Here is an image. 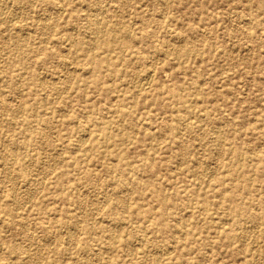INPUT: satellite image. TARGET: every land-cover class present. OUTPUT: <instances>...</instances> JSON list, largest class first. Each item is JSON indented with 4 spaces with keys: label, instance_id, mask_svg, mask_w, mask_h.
<instances>
[{
    "label": "rangeland",
    "instance_id": "rangeland-1",
    "mask_svg": "<svg viewBox=\"0 0 264 264\" xmlns=\"http://www.w3.org/2000/svg\"><path fill=\"white\" fill-rule=\"evenodd\" d=\"M0 264H264V0H0Z\"/></svg>",
    "mask_w": 264,
    "mask_h": 264
},
{
    "label": "bare ground",
    "instance_id": "bare-ground-1",
    "mask_svg": "<svg viewBox=\"0 0 264 264\" xmlns=\"http://www.w3.org/2000/svg\"><path fill=\"white\" fill-rule=\"evenodd\" d=\"M12 18V17H11ZM13 19V18H12ZM14 21V20H13ZM10 26V25H9ZM156 51V50H155ZM68 62V61H67ZM67 64V63H66ZM71 66V65H70ZM140 74V73H139ZM148 74V73H147ZM151 75V74H150ZM148 78H150L151 79V77H148V75H144V76H141V78H140V80H141V82L143 83V82H145V81H147L148 80ZM137 81V80H136ZM139 81V80H138ZM140 82V81H139ZM140 82V83H141ZM149 82V81H148ZM138 83V82H137ZM138 84L139 86L141 85V84ZM138 86V87H139ZM142 88H143V84H142V86H141ZM140 89V88H139ZM81 133V132H80ZM82 138V137H81ZM80 138V139H81ZM86 139V138H85ZM88 140H89V137H88ZM81 142V141H80ZM86 143V142H85ZM84 144V143H83ZM32 180V179H31ZM15 188V187H14ZM15 193V192H14ZM35 195V194H34ZM128 208V207H127ZM18 218V217H17ZM71 230V229H70ZM247 237V236H246ZM246 239V238H245ZM69 242V241H68ZM158 257V256H157ZM161 257V256H160ZM161 260V259H160ZM164 260V259H163ZM40 262V261H39Z\"/></svg>",
    "mask_w": 264,
    "mask_h": 264
}]
</instances>
